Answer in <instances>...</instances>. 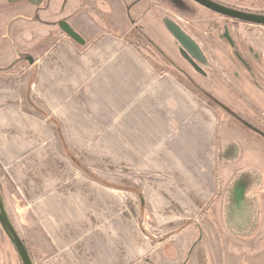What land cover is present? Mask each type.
<instances>
[{
    "label": "rangeland",
    "instance_id": "obj_1",
    "mask_svg": "<svg viewBox=\"0 0 264 264\" xmlns=\"http://www.w3.org/2000/svg\"><path fill=\"white\" fill-rule=\"evenodd\" d=\"M32 1L0 0V39L13 37L7 25L13 17L33 18L34 10L40 16L38 10L47 9V0L37 9L40 0ZM150 1L153 18L144 21L146 32L135 34L153 63L193 90L218 132L217 196L206 205L165 208V191H171L165 173L137 172L129 163V142L112 131L75 133L74 126L60 124L55 135L45 123L40 135L26 129L24 136L17 122L5 123L0 192L33 264H264V26L223 19L191 0ZM212 1L264 15V0ZM41 16L50 20L48 13ZM164 17L202 48L208 60L204 76L181 57ZM224 25L235 48L222 39ZM3 50L0 65L8 60ZM9 94L0 87V100ZM223 143L235 148L231 164L220 157ZM244 172L254 176L250 208L228 201L231 181ZM232 207L246 215L232 214ZM0 264H21L1 226Z\"/></svg>",
    "mask_w": 264,
    "mask_h": 264
},
{
    "label": "crops",
    "instance_id": "obj_2",
    "mask_svg": "<svg viewBox=\"0 0 264 264\" xmlns=\"http://www.w3.org/2000/svg\"><path fill=\"white\" fill-rule=\"evenodd\" d=\"M151 3L47 0L40 16L34 10L33 18L10 19L13 37L0 39V59L5 47L8 58L0 68L20 60L0 72V87L10 93L0 100V126L17 122L24 136L26 129L40 135L45 123L55 135L60 124L74 126L75 133L112 131L129 142V163L137 172L165 173V188H171L165 208L206 205L219 188L218 132L193 90L153 63L140 45L135 32H146ZM43 13L50 20L43 22ZM60 22L82 43L63 33ZM220 145V157L231 164L233 144Z\"/></svg>",
    "mask_w": 264,
    "mask_h": 264
},
{
    "label": "water",
    "instance_id": "obj_3",
    "mask_svg": "<svg viewBox=\"0 0 264 264\" xmlns=\"http://www.w3.org/2000/svg\"><path fill=\"white\" fill-rule=\"evenodd\" d=\"M24 1L33 2L32 0H24ZM191 1L209 10L210 12L216 13L220 16L232 20L241 21L244 23L264 26V15L262 14H254L247 11L238 10L235 8H230L221 5L219 3H216L212 0H191ZM40 2L41 0L38 1L36 5L39 4ZM161 21L164 28L176 41L181 57L193 68L195 72L204 76L205 72L203 71L202 67L207 66L208 60L202 48L199 46V44L195 41V39L192 36H190L187 32H185L180 27V25L176 23L173 19L164 17ZM59 28L63 33H65L71 39L75 40L78 43H82L81 37L76 32H74L67 23L60 22ZM222 37L227 40V42L232 48H235L234 43L232 42L226 28H224ZM234 52L236 56L241 59L237 51L235 50ZM226 153L227 150L224 153V155H226ZM0 226L3 232L5 233V235L8 237L12 246L14 247L21 261V264H33L25 243L23 242L18 232L14 228L5 210L1 192H0Z\"/></svg>",
    "mask_w": 264,
    "mask_h": 264
},
{
    "label": "flooded vegetation",
    "instance_id": "obj_4",
    "mask_svg": "<svg viewBox=\"0 0 264 264\" xmlns=\"http://www.w3.org/2000/svg\"><path fill=\"white\" fill-rule=\"evenodd\" d=\"M223 19L230 20L229 18H226V17H223ZM234 21L235 22H241V21H237V20H234ZM224 28H226L228 30V27L226 25H224L223 26V32H224ZM223 32H222V36H223ZM222 39L226 40L223 37H222ZM231 40L234 41L232 36H231ZM231 49H232V47H231ZM247 52H248V55L253 58L254 62H260L261 58L258 57L257 53H255L252 50V48H248ZM241 58L242 59L237 57L240 64L242 65V67L245 69V71L248 74H250V75L253 74V70H252V68H250L249 61L243 56H241ZM252 178H254V176H252L251 172H244L243 174H241V177L236 178V179L234 178V180L231 181L232 184H230V185L232 186V188L230 189V198H228L229 205L244 204V205H248L250 208V205L252 204V202H251V198L249 196V192L252 189V186H254L253 183H255L254 180H252ZM228 192H229V190H228ZM233 208L234 207H232L230 209L232 211V214L241 215V217L246 215L245 212L243 210H240V209L236 210L234 212ZM232 214H231V216H233Z\"/></svg>",
    "mask_w": 264,
    "mask_h": 264
},
{
    "label": "trees",
    "instance_id": "obj_5",
    "mask_svg": "<svg viewBox=\"0 0 264 264\" xmlns=\"http://www.w3.org/2000/svg\"><path fill=\"white\" fill-rule=\"evenodd\" d=\"M20 59L19 58H17L16 60H15V62L14 63H17L18 61H19ZM13 63V64H14ZM13 64L12 65H10V66H8V67H6V68H0V72H7L8 70H10L11 68H12V66H13ZM192 86H194V83L193 84H191ZM72 157V156H71ZM98 179V178H97ZM99 180V179H98Z\"/></svg>",
    "mask_w": 264,
    "mask_h": 264
}]
</instances>
